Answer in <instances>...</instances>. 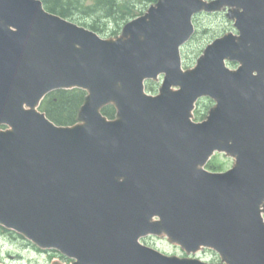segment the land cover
<instances>
[{
    "label": "water",
    "instance_id": "water-1",
    "mask_svg": "<svg viewBox=\"0 0 264 264\" xmlns=\"http://www.w3.org/2000/svg\"><path fill=\"white\" fill-rule=\"evenodd\" d=\"M225 5L243 8L229 13L241 35L215 39L184 69L194 14ZM73 87L88 91L76 124L38 110ZM201 96L216 105L195 122ZM110 103L115 119L101 110ZM0 124V225L39 246L74 264H223L139 241L165 234L227 264H264V0H158L116 38L42 0H0ZM215 151L233 167L207 170Z\"/></svg>",
    "mask_w": 264,
    "mask_h": 264
},
{
    "label": "rangeland",
    "instance_id": "rangeland-1",
    "mask_svg": "<svg viewBox=\"0 0 264 264\" xmlns=\"http://www.w3.org/2000/svg\"><path fill=\"white\" fill-rule=\"evenodd\" d=\"M90 1V0H89ZM149 5H143L140 7L143 12L147 11ZM74 21L84 24V22H90L92 19L91 15L83 13H76L71 17ZM196 27L199 28L197 33L183 48V57L185 66H192L195 64L197 58L202 53L206 44L211 41L215 36L220 35L227 28H233L232 20L229 19L226 13H201L197 14L194 18ZM104 28V23L107 24V28H110V33L103 34L102 36L110 38L111 33L116 32V35H120L122 32L123 24L121 21H116L113 17L103 18L100 22ZM114 36V37H115ZM231 66L234 67L236 62H230ZM148 86L150 87L151 93H157L161 86V80L149 81ZM214 102L211 99L206 98L204 101H200L197 105L201 107L195 114L196 120H202L206 118L209 109L213 106ZM218 159L219 165L224 169L231 167L233 159L222 154L216 156L215 160ZM146 244L155 246L158 249L166 253H175L180 256H186L187 254L178 245L172 244L165 237H154L149 236L143 239ZM198 256L207 261H220L217 253L211 249H203ZM54 259H61L58 256L51 257L48 252H40L32 246V244L24 239L22 236L16 233L1 232L0 231V260L6 264H52Z\"/></svg>",
    "mask_w": 264,
    "mask_h": 264
},
{
    "label": "trees",
    "instance_id": "trees-1",
    "mask_svg": "<svg viewBox=\"0 0 264 264\" xmlns=\"http://www.w3.org/2000/svg\"><path fill=\"white\" fill-rule=\"evenodd\" d=\"M45 6L58 14L72 17L76 13L91 15L92 19L86 24L90 28L102 33H110V28L104 23L103 18H114L116 21H127L142 13L141 6H145L157 0H43ZM116 34L115 31L111 33ZM87 92L82 89H60L50 93L43 100L41 109L49 118L58 124H73L78 120V113L85 101ZM115 107L109 105L103 108V112L109 116H115ZM213 167V164H211ZM1 228V227H0ZM3 229V228H1Z\"/></svg>",
    "mask_w": 264,
    "mask_h": 264
},
{
    "label": "flooded vegetation",
    "instance_id": "flooded-vegetation-1",
    "mask_svg": "<svg viewBox=\"0 0 264 264\" xmlns=\"http://www.w3.org/2000/svg\"><path fill=\"white\" fill-rule=\"evenodd\" d=\"M235 8H237V7L234 6L233 9H235ZM238 9L242 10V8H238ZM230 10H231V8L223 9V11L227 14V16H228ZM223 11H222V12H223ZM217 13H221V11H220V12H217ZM232 23H233V20H232ZM225 32H234V33H237V30L235 29V27H234V25H233V28H227V29H226L225 31H223L222 33H225ZM222 33H221V34H222Z\"/></svg>",
    "mask_w": 264,
    "mask_h": 264
}]
</instances>
